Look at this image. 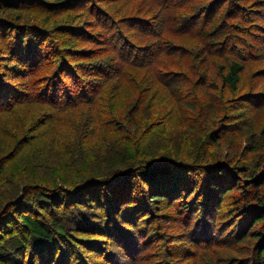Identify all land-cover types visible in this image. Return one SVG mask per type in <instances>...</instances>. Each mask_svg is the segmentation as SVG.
Masks as SVG:
<instances>
[{
    "label": "trees",
    "instance_id": "trees-1",
    "mask_svg": "<svg viewBox=\"0 0 264 264\" xmlns=\"http://www.w3.org/2000/svg\"><path fill=\"white\" fill-rule=\"evenodd\" d=\"M11 1L15 0H0V36L5 38V44H0V128L12 123L15 126L18 113L23 109L32 111L35 125L28 126L22 120L19 140V130L12 128L10 132L16 141H21L25 135L30 138L20 144L14 143L12 147L8 145L13 154L0 157V176L14 154L42 133L38 131L39 127H60L56 123L63 121L57 114L62 110H79L80 115L83 108L93 110L92 113L87 112L92 129L81 138L88 140L99 129L108 134L122 130L124 122L135 118L142 100L135 98L134 103H120L118 95L121 87H135L139 82L146 81L147 73L151 76L148 69L153 66L151 60L154 57L160 60L163 67L169 60L167 56L172 58L170 42L174 41L173 36L186 41L172 47H176L174 50L179 62L187 73H192L203 58L204 54H200L202 50L210 54L209 57L213 53L224 55L227 51L235 54L229 63L217 65V75L224 87V90L220 88L218 96L204 92L202 96L189 95L185 98L180 91V86L185 83L180 79L183 70L172 69L174 71L160 72L150 77L152 81L161 76L163 79L166 74L179 78L176 80L179 92L171 91V95L177 100L185 98L182 100L184 103H180L184 109L208 124L214 120L211 116L218 110L227 111L224 97L228 91L229 96L240 92L246 58L235 51L237 42L230 43L239 40L236 33L241 28L236 23L227 24L225 20L234 18L231 11L236 8L243 15V6L234 1L176 0L178 5L172 8L168 3L174 0H164L165 4L159 5L158 9L159 13L165 15L161 16L149 15L150 11L146 10L141 12L143 8L130 0H126L130 2L121 4L118 9L114 8V2L107 0H59L50 4L54 8L67 4L71 9L84 5L91 17L78 25L65 21L53 32L46 27L21 22L17 15L12 16V10L24 8ZM27 1L25 9L42 7V0ZM247 2L257 7L256 1ZM103 3L104 7L101 6ZM216 4L219 11L212 13ZM128 6L131 9L122 13ZM45 8L51 11L49 6ZM223 9L228 10L227 16L223 15L225 12L221 14ZM85 16L89 17V14ZM222 16L224 20H221ZM141 21L157 31L142 36L145 39L143 46L139 45L143 40L135 37L137 29L132 25ZM163 26L168 28L167 32H161ZM257 35L264 39V36ZM95 41L100 43L99 49L105 54L99 55L102 53L94 48H85V44ZM51 43L57 45L50 46ZM185 55L189 57V62L188 59L182 61ZM252 56L249 54L246 57ZM83 58L91 60L88 63L80 62ZM92 59L96 62H92ZM45 63L53 64V71L36 77L38 69ZM23 76L31 78L23 83L18 80ZM200 77L193 86L206 84L209 75ZM113 83L117 85H110ZM165 84L169 89L167 80ZM245 97L244 101L252 103L254 112L236 116L241 118L239 134L250 136L249 154L254 157L251 163L253 168L249 165L239 168L232 165V160L220 163L221 167L210 165L212 168H202L199 165L202 163L187 161L192 154L183 152H178L176 156L169 155L162 163L143 160L139 158L135 142H130L126 137L124 145L112 149L109 166L101 169L103 171L99 172L93 166L87 167L77 183L71 180L67 182L63 177L59 178L65 182L63 185H58L61 181L57 179L54 182L47 180L43 186L35 185L30 194L25 191L0 209V264H119L127 261L131 264H264V126L262 129L255 127L256 121L263 118L264 95L249 94ZM183 115L186 116L185 113ZM224 117L226 121V114ZM190 119L188 127L194 130L193 126L199 123L194 118ZM223 122H214L215 131L222 130ZM71 128L75 130L76 137L80 131L77 122L72 123ZM197 130L201 131L200 128ZM221 130L219 136H212L215 132L212 130L209 141L222 137L224 131ZM181 155L185 158H180ZM242 157L245 159V156ZM93 173L99 175L95 177ZM180 173L184 177L188 175L190 180L184 181ZM167 175L171 176L167 178ZM182 177L183 181L180 179ZM235 189L239 192H235ZM159 202L167 204V207L177 205L178 212L183 213L184 217L188 213L192 217L181 222L182 236L172 237L166 250L157 248L156 255L149 257L144 251L150 246L149 241L152 245L159 237L154 226H163L160 219L170 216L169 213L162 214L164 211L158 205H153ZM213 215L217 217L211 222ZM150 230H155L156 234L153 232L149 235ZM191 240L202 243L191 244ZM102 243L109 247L112 245L116 250L110 248L104 255V261L93 262L92 255L87 256L85 250L98 252ZM217 246L230 250L234 257H226L225 260L223 254H208V260L199 261L200 249L215 250ZM175 247L183 249L182 255L171 252V248ZM186 259L192 263H184Z\"/></svg>",
    "mask_w": 264,
    "mask_h": 264
},
{
    "label": "rangeland",
    "instance_id": "rangeland-1",
    "mask_svg": "<svg viewBox=\"0 0 264 264\" xmlns=\"http://www.w3.org/2000/svg\"><path fill=\"white\" fill-rule=\"evenodd\" d=\"M57 1L59 0H42L41 8L30 7L28 9H25L28 6L27 0H19V2L17 3L16 0L11 1L12 4H18L19 6L22 5L20 6V8H24V10H18V8L12 10L11 15H17L18 18L21 19V22L24 21L29 25L40 26L43 28L46 27L45 29L52 32L53 30H57V27L65 24V21L68 24L71 22H76L75 24L78 25L82 22H86V20L91 17L89 10L86 9L84 5L82 7L80 5L76 8L71 9L66 4L62 7L54 8V6L50 3H54ZM107 1L114 2V4H116L114 7L115 9H118L123 3L135 1L138 7L143 8L141 12H144V10H146L150 11L149 15L154 14L165 16L164 14L158 12L159 5L165 4L164 0H130L128 2H126V0ZM200 1L203 2L202 0ZM212 1L214 0H210V2ZM218 1L219 0H217V3ZM231 1L238 3L239 6H243V15L241 16L240 13H238V8H236L231 11L234 14V18H225L227 24L236 23L238 24L236 26L241 28L240 30H237L236 33V35L239 37V40H231L232 42L230 44L232 45L233 42L234 44L237 42L235 51L239 52L246 59L244 60L245 69L244 73L242 74L243 83L239 89L240 92L235 95L229 96L228 91V93L224 97L226 106L228 107L226 112H220L218 110L217 113L211 116V119L214 120L206 124L204 119L195 117L187 109H184V105H181L180 103H184L182 100H185V98H187V96L189 95L202 96L206 93L218 96L220 93V88L224 90V87H222L221 81L217 75V65L222 62L229 63L230 60L234 59L232 55L235 56V54L232 53L231 55L227 51L224 55L213 53L209 57L210 54L204 53L203 50L202 52L199 51L200 54H204L205 57L203 55V58H201L200 61L196 64L192 73H187L185 72L186 69L184 68L182 63L179 62L177 52H175L174 50L176 47H172V45L174 44H176L175 46L178 47V45L180 44H185L186 41H184L183 38L178 39L177 36H173L172 38L174 39V41L170 42V51L172 52V58L170 59L167 56V59L169 60H167L164 66L161 67L160 60H156L154 57L151 60V63L154 64L151 69H148V72L151 75L150 77H154L159 75L160 72L167 73L169 71H174L172 69H176L178 71L183 70L182 78L180 79H182L185 83L180 86V91L185 95V98L182 100H177L173 95H171V91L175 93L179 92L176 83V80L179 78L168 77L169 74H166L167 76L165 75L163 79L161 76L158 78V80L153 79L154 81H152L149 77V74L147 73L148 78L146 81L139 82V84H136L135 87H133L132 85H124L121 87L118 95L120 103L124 101L134 103L136 101L135 98L142 100V104H139L140 107L137 109V112L134 115L135 118L124 122L122 130L118 131L117 129V132L108 134L107 132H104L103 129H99L94 133V136H89L88 140L85 137L81 138V136L85 132H88V130L91 131L92 129V126L89 124L90 120L88 119L87 112L89 111L92 113L93 110H90L88 107L83 108L81 109V115L79 110L60 111V113L57 114V117L63 122L56 123L57 126L60 125V127L52 128V125H50V123L49 125L51 128H48L45 125L43 127H39L40 129H38V131H42V133L36 135V138L34 140H29V142L24 145L23 148L18 151V153L14 154L15 156L12 158L11 162L7 163L4 171L0 176V209L6 206L8 202H13V200H15L17 197L22 196V193H24L25 191L27 192V194H30V192H32L31 190L36 186H43V184H46L44 182L47 180H49V182L58 180V182L61 181L58 185H63L65 182L63 183V180H59L60 177H63L67 179V182H70L69 180H71L77 183L83 175L82 172H84L87 167L90 168V166H93L95 169H98L97 171H103L104 167L109 166L108 163L110 162L109 158L112 155V149L124 145V142H127L125 140L126 137V139L130 142H135V148L140 154L139 158L141 157L143 160L147 159L148 161L162 163L164 158H169V155L176 156L178 152L181 154L183 152L192 154L188 160L186 159L187 161H190L194 164L202 163L199 164L202 168H212L210 167V165H215V167L217 165L221 167L220 163H229V161L231 160L234 162L232 165H235L239 168H244L248 165L252 167L251 163L253 162L254 157H252V154H249V149L251 146L250 136H241L239 134L240 131L238 130V128H241V126H239V123H241L239 119L241 118H239L238 116H240L244 112H254L252 103H246L244 101V99L247 98L245 97V95H264V75H262L264 71V39L258 37L257 35L259 34L261 36H264V3L263 1L261 2V0H250V2H257V7H255V5H253L254 3L249 5V2H247L248 0ZM95 2L98 3L100 1ZM76 4L78 5L79 3ZM168 5L174 8L178 4L176 0H174L168 3ZM45 6H49V9L51 11L47 10ZM70 6H75V4H71ZM101 6L104 7V3L101 4ZM127 9H131V7H125L122 10V13H124ZM217 11L219 10L217 9L216 4L211 12L215 13ZM83 12L85 13V15L89 14V17H86ZM224 12L225 14H223ZM49 13H52L54 15H49ZM226 13H228V10L225 11V9H223L221 12V14L227 16ZM221 20H224L223 16ZM132 25L133 28L137 29L136 31L138 32L137 33L135 31V37L141 38L143 40L142 42H139L140 46H143V43L145 42V39L142 38V36L146 37L145 33L153 31L157 32L155 31V28L153 29L152 27H147L143 21H141V23H132ZM198 26H200V24ZM167 30L168 28L163 26L161 32H167ZM54 32L59 33L60 31ZM155 40L157 41L156 38ZM152 41H154V39H152ZM114 42L116 43V37L113 39L112 43ZM2 43L5 44V38L3 36H0V44ZM51 45L56 46L57 43H51L50 46ZM84 46L86 49L94 48L99 53H102V50L99 49V46L101 45L98 41L85 44ZM103 54H105V52L99 55ZM137 54L141 55V53L138 51ZM249 54L253 56L247 58L246 56ZM99 59L103 58L99 57ZM187 59L189 62V57L187 55L182 57L183 62H185ZM90 60L91 59L89 58H83L80 59V62L88 63V61ZM92 62L96 61H93L92 59ZM53 68V64L45 63L43 67L38 69L36 77L42 76L44 74H49L53 71ZM143 74L144 73L140 74V77H142ZM201 75H209V77L207 78V83L193 86L195 80L201 79ZM30 78L31 77L29 76H23L18 78V80H21L24 83L25 81H27V79ZM166 80L169 82V89L165 84ZM115 84L116 83L110 85ZM115 86L112 87V90H114ZM203 98L206 102L208 101L205 95L203 96ZM218 107L220 108L219 105ZM31 113L32 111L23 109L20 111V113H18V120L15 122V126H13L14 124L12 123L8 127L2 126L0 128V157H5L7 155L13 154L12 151H10L12 149L8 147L9 144H11L12 147L14 143L19 142L20 144V142H23L24 139L30 138L29 135H25L22 137L21 141H16L15 137L12 136L10 131L12 130V128L19 130V140V138L22 136V125L20 124L22 120H25L28 126L32 127L35 125L34 116L31 115ZM183 113H185L186 116H184ZM225 114L227 116L226 121H224ZM236 114L238 116H236ZM231 116H236L234 118L237 119L233 120L234 118L232 119ZM190 118H194L196 122L199 123L198 126H193L195 128L194 130L191 129V127H188L191 123L189 122V120H191ZM263 120L264 113L262 120L261 118H259L255 123V127L257 129L263 128ZM74 122H77L80 129L78 134H76V137L74 135L75 130H72L71 128V124ZM214 122H217L218 124L222 122L223 124L225 123L224 125L222 124V127L220 126L222 130L218 129L217 131H215L216 125L214 126ZM197 128H200L202 132L200 130H197ZM212 130L215 131L213 132L212 136H219L218 134H220V130L224 131L223 136H220V138H218L216 141H209L208 136ZM206 134L207 136H204ZM242 156H245V159H243ZM180 158L185 157L181 155ZM254 169L256 170V168ZM95 174L96 173H93V175ZM98 175L99 174H96L95 177ZM180 175L183 176V174L181 173ZM170 176L171 175H167V178H169ZM183 177L180 179L182 180ZM183 180L189 181L190 178H188V175H185ZM235 192H239L238 189H235ZM191 198H189V201L191 200ZM153 205H158L164 211L162 214L169 213L170 216H164L160 219L163 220V226H154L156 230L154 231L158 235L153 230H150L151 233H149V235L155 233L156 236L159 237H156V241H154L152 245V242L149 241L148 244H150V246H148V248L144 251L146 252L145 254H148L147 256L149 257H153L154 255H156L157 248H161V250H164L167 247L168 243H171L169 242V239H172V237L176 236L177 238H179L180 236H182L183 224L181 222L190 220L192 217V214L190 215V213H188L187 217H184L183 213L178 212L177 205L175 207H167V204L163 202H159L158 204ZM19 207L23 208L22 206ZM214 217L215 215H213L211 222L213 221ZM209 222L210 220L208 219L207 223L209 224ZM188 243V245H190V242ZM192 243L200 244L202 242L191 240V244ZM157 244H159V246ZM99 248L100 250L98 249V252L86 248L85 254L87 256L92 255L91 260L93 262L98 261L99 263L101 261H104V255L108 253L110 248L113 251L116 250L114 246L110 245L109 247V245L107 246L104 243H102V245L99 244ZM182 251L183 249L179 247L171 248V252L173 253L181 254ZM208 254H214L217 256L219 254H223L225 255V260L226 257L228 259H230V257H234L233 253L230 250L222 248L221 246H217L215 250H211L210 248H205L204 250L200 249L199 261L208 260ZM189 262L192 263V261L188 259L184 261V263ZM118 263L131 264L128 261Z\"/></svg>",
    "mask_w": 264,
    "mask_h": 264
}]
</instances>
